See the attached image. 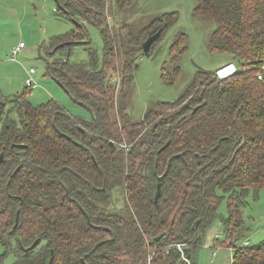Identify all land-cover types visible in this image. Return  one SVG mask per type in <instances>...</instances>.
Returning a JSON list of instances; mask_svg holds the SVG:
<instances>
[{"label":"trees","instance_id":"obj_1","mask_svg":"<svg viewBox=\"0 0 264 264\" xmlns=\"http://www.w3.org/2000/svg\"><path fill=\"white\" fill-rule=\"evenodd\" d=\"M54 2L76 29L43 46L45 76L90 119L53 99L32 105L24 92L5 97L0 90L2 255L12 251L11 264H195L193 252L219 220L231 264H264V241L238 248L232 241L247 229V193L264 189V79H256L264 62V0H197L194 14L215 26L209 50L226 53L237 71L217 80L214 71L198 69L177 100L154 105L140 122L128 117L125 88L136 56L144 55L142 42L161 29L150 57L176 12L115 31L106 7L121 14L133 0ZM85 23L101 36L100 58ZM183 39L171 54L185 49ZM76 44L87 62L68 61Z\"/></svg>","mask_w":264,"mask_h":264},{"label":"rangeland","instance_id":"obj_2","mask_svg":"<svg viewBox=\"0 0 264 264\" xmlns=\"http://www.w3.org/2000/svg\"><path fill=\"white\" fill-rule=\"evenodd\" d=\"M114 3V2H113ZM197 0H133L121 14H115L114 7H106L108 26L118 31L121 25H127L131 31L138 30L165 13L176 12L177 20L169 25L150 52L158 51L154 58L138 54L131 70L130 85L125 88L126 112L132 122H140L146 110L161 102L177 100L192 82L198 69L215 71L224 64L232 62L223 52H211L208 37L214 24L203 17L196 16L193 9ZM117 9V8H116ZM54 0H0V90L5 97L20 95L32 105L57 101L71 115L89 120L88 111L75 103L64 89L52 78L45 76L43 46L53 36L65 35L75 30V24L64 15L56 14ZM90 46L98 58L101 57L102 39L98 30L85 23ZM183 36L185 49H175L170 53L172 44ZM22 43L24 47L12 55V50ZM69 62L85 63L88 53L80 44L71 47ZM178 68L173 67V63ZM236 66V63L233 62ZM36 88H25L24 79L29 69ZM117 77V76H116ZM246 206L242 211L246 230L241 237L233 239L236 247L255 245L264 241V189L256 196L248 192ZM115 205L124 206L120 193L116 194ZM218 212L226 215V200H222ZM226 241L219 220L206 230L201 245L193 252L195 264H231L230 247L222 245ZM14 247V242H12ZM0 244V264H11L14 253L2 255Z\"/></svg>","mask_w":264,"mask_h":264},{"label":"built area","instance_id":"obj_3","mask_svg":"<svg viewBox=\"0 0 264 264\" xmlns=\"http://www.w3.org/2000/svg\"><path fill=\"white\" fill-rule=\"evenodd\" d=\"M23 47H24V45L22 43H19L18 46L12 50V55L14 56V55L18 54L22 50ZM236 71H237V67L233 64V62H229V63L224 64L221 67L215 69L214 74H215V78L217 80H222V79L229 77L230 75H232ZM263 72H264V62L261 64L260 70L256 73V79L257 80L262 81L264 79ZM34 73H35V71L32 68L27 71V76L24 79L25 87H28L30 89L36 88L37 85H36V83H34V81L32 79V75ZM122 147L127 149L126 145H122ZM247 244L248 243L245 242L243 244V246H247Z\"/></svg>","mask_w":264,"mask_h":264},{"label":"water","instance_id":"obj_4","mask_svg":"<svg viewBox=\"0 0 264 264\" xmlns=\"http://www.w3.org/2000/svg\"><path fill=\"white\" fill-rule=\"evenodd\" d=\"M160 33H161V29L157 30L154 34L150 35L149 37L146 38V40L144 42H142L140 48H141V52L144 55L147 56L149 54V49H150L151 45L159 38ZM66 44L69 45V43H66ZM63 45L64 44L62 43V44L57 45V47H62ZM157 51H158V48L155 50V52L150 57L154 58ZM1 159H2V155H0V160ZM160 195H161V177H159L157 180L156 192H155L154 199H153V203L155 205H157ZM159 237L160 236L156 237L154 240L158 241Z\"/></svg>","mask_w":264,"mask_h":264}]
</instances>
